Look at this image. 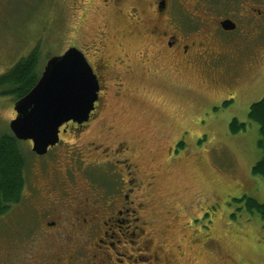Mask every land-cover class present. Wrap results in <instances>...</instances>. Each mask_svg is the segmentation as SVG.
Returning a JSON list of instances; mask_svg holds the SVG:
<instances>
[{
  "label": "rangeland",
  "instance_id": "obj_1",
  "mask_svg": "<svg viewBox=\"0 0 264 264\" xmlns=\"http://www.w3.org/2000/svg\"><path fill=\"white\" fill-rule=\"evenodd\" d=\"M135 2L124 0L111 8L104 0H0V75L37 50L41 76L49 58L71 47L79 50L89 64L94 66L97 59H102L110 67V61L122 55L119 45L129 55L145 43L136 35L140 28L133 23L139 17L138 12L134 17L131 11ZM256 52L264 53L263 42ZM129 58L134 74L124 78L120 71L119 78L130 92L126 98H114L116 79H110L109 69L102 74L103 94L82 142L106 146L121 143L130 148L128 161L140 183L136 198L143 203L137 217L144 225L146 241L152 242V252H157L162 263L170 264H264V221L257 215L244 214L234 202L248 197L264 203V180L252 174L261 158L258 125L247 119L250 106L264 97V80L259 77L253 84V94L228 116L205 114L185 93L178 95L180 107L159 108L160 102L174 97L135 92L145 79L136 57ZM262 71L259 65L255 73L261 75ZM187 74L186 79L176 81L178 86L187 84L208 96L221 88L199 86L202 79L197 71ZM249 78L241 77L242 85ZM147 83L154 82L149 79ZM14 104L12 98L0 97V134L10 131L9 124L16 116ZM157 109L160 114H156ZM167 116H177L179 123L170 132L169 157L170 137L158 124ZM232 117L246 124L245 131L235 135L229 131ZM75 137L64 136L66 145L62 150L66 149L61 159L79 143ZM19 148L27 162L24 203L3 223L11 227L4 231L5 238L13 232L17 238L8 242L17 239L14 244L21 248L33 233V213L28 210L31 181L44 172L35 162L37 157L29 141L20 142ZM67 210L68 205L60 212L66 214ZM36 231L35 239L45 237ZM122 234L126 235L124 229ZM142 260L128 264H144Z\"/></svg>",
  "mask_w": 264,
  "mask_h": 264
},
{
  "label": "flooded vegetation",
  "instance_id": "obj_2",
  "mask_svg": "<svg viewBox=\"0 0 264 264\" xmlns=\"http://www.w3.org/2000/svg\"><path fill=\"white\" fill-rule=\"evenodd\" d=\"M104 2L117 8L124 0ZM131 11L134 17L138 12L133 23L140 28L136 35L145 40L144 45L129 55L119 45L122 55L110 61V67L102 59H97L94 66L90 63L100 86L99 100L87 123L63 125L54 147L44 156L33 153L44 172L33 176L29 185L33 233L21 248L14 244L17 239L13 245L8 242L17 238L13 232L4 236V231L11 229L3 223L5 217L24 201L1 216L0 264H128L142 259L144 264H170L162 263L157 252H152V242L146 241L144 225L137 217L143 203L136 198L140 183L128 161L130 148L121 143L106 146L82 142L103 94L101 76L109 69L110 79H116L114 98H126L130 90L119 75L120 71L124 78L134 74L129 57H136L145 80L135 92H160L163 97H174L160 102L159 108L180 107L178 95L185 93L205 114L228 116L253 94L254 82L259 77L264 80V53L256 52L259 43H264V0H136ZM224 23L233 26V30H225ZM259 65L263 66L261 75L255 73ZM190 71L200 73L199 86L221 88L208 96L187 84L178 86L176 81L186 79ZM249 75V81L242 85L241 77ZM149 79L155 84L147 83ZM160 113L157 109L156 114ZM166 118L158 124L170 137L169 157L173 135L170 132L179 123L177 116ZM235 120L232 117L228 125ZM75 134L79 143L61 159L66 149L62 150L66 145L64 136ZM66 205V214L61 213ZM35 228L45 237L35 239ZM123 229L126 235L122 234Z\"/></svg>",
  "mask_w": 264,
  "mask_h": 264
},
{
  "label": "water",
  "instance_id": "obj_3",
  "mask_svg": "<svg viewBox=\"0 0 264 264\" xmlns=\"http://www.w3.org/2000/svg\"><path fill=\"white\" fill-rule=\"evenodd\" d=\"M225 30L233 26L224 23ZM100 86L86 57L76 48L49 58L36 85L15 102L9 124L13 137L30 141L32 152L44 156L59 141L60 128L87 123L98 101Z\"/></svg>",
  "mask_w": 264,
  "mask_h": 264
},
{
  "label": "trees",
  "instance_id": "obj_4",
  "mask_svg": "<svg viewBox=\"0 0 264 264\" xmlns=\"http://www.w3.org/2000/svg\"><path fill=\"white\" fill-rule=\"evenodd\" d=\"M38 63V52L34 50L0 75V97H10L16 102L25 96L40 78ZM247 119L258 125L260 137L257 146L261 151V158L252 168V174L264 180V97L250 106ZM245 129L246 124L238 120L229 124V131L233 135ZM19 143L10 131L0 134V217L23 199L27 162ZM234 202L244 214L257 215L264 221V203L248 197L234 199Z\"/></svg>",
  "mask_w": 264,
  "mask_h": 264
}]
</instances>
